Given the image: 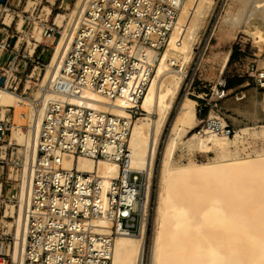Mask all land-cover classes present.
Instances as JSON below:
<instances>
[{"label": "built area", "instance_id": "1", "mask_svg": "<svg viewBox=\"0 0 264 264\" xmlns=\"http://www.w3.org/2000/svg\"><path fill=\"white\" fill-rule=\"evenodd\" d=\"M77 1L55 0L52 8L57 5V11H65L67 2L73 9ZM82 1L77 31L60 61L58 79L40 87L27 83V77L23 83L22 73L28 67L45 69L49 62L44 59L61 31L47 25L34 13L35 8L18 13L0 0L1 15L32 27L30 40L35 29L42 39L30 55L26 53L28 40L15 37L4 24L5 18L0 21V54L16 57L11 69L0 67V91L22 99L20 112L5 108L0 117V221L9 226L8 233H4L7 227L0 228V264H111L116 238L138 235L149 215L148 177L129 170L128 138L131 126L144 115L141 104L147 81L168 34L156 14L173 12L156 0ZM203 44L195 48L198 55ZM146 50L151 52L150 59ZM136 66L149 73L138 72L140 83H130ZM246 77L264 91L263 69L253 65ZM193 82L186 78L183 89L191 91ZM129 84L133 85L127 98L131 103L128 119L93 113L81 102L83 94L91 91L115 101ZM228 95L225 83H217L209 95L195 96L197 113L203 112L202 103L217 113ZM215 122H206L196 134H233L228 126L222 129ZM13 131L23 136L24 145L12 139ZM64 157L112 162L120 173L102 179L68 171L62 168ZM13 212L20 215L22 229L21 253L16 259L11 256L16 242Z\"/></svg>", "mask_w": 264, "mask_h": 264}, {"label": "bare ground", "instance_id": "2", "mask_svg": "<svg viewBox=\"0 0 264 264\" xmlns=\"http://www.w3.org/2000/svg\"><path fill=\"white\" fill-rule=\"evenodd\" d=\"M156 1L167 4L173 14L168 10H159L156 14L168 28V34L154 72L147 81L141 104L144 115L131 126L128 138V168L146 173L149 203L152 181L158 169L152 236L148 244V215L138 235L116 238L111 264H264V128L233 131V139L225 134L198 136L197 131L203 130L206 122L217 121L222 129L227 127V123L213 109L206 116V122L199 121L196 116L197 101L187 97L171 120L192 66L199 72L214 60V57L205 58L210 40L204 41L197 65L195 48L202 42L215 18L217 0ZM83 5L84 1L78 0L72 9L64 2L65 14L53 19V26L62 32L53 47L49 63L34 81L40 87L57 81L60 61L67 54L77 31ZM44 12L47 18L52 16L49 9ZM130 30L133 31V28ZM214 34L219 41L236 43L244 52L262 55L264 0H226L210 36ZM152 41L155 43V36ZM27 42L32 55L35 47L29 40ZM145 54L148 59L152 57L148 50ZM230 61L231 53L222 60L220 76L213 83V87L217 83H225L226 94H230V89L223 75L231 65ZM259 63L264 67V61ZM136 70L130 83H140L138 72L149 73L142 66H136ZM34 78L35 75H32L27 83ZM132 85L124 88L115 101L110 102L91 91L83 94L85 100L81 102L93 113L104 112L128 119L127 110L131 109V103L127 98ZM236 100L239 101L238 98ZM21 102L19 97L0 91V117L4 116L5 108H15L20 112ZM12 139L24 145V138L19 132L13 131ZM257 143H262L261 153L254 151ZM181 146L191 154L198 152L213 157L202 164L192 158L186 163L177 162L175 154ZM62 168L102 179H112L120 173V167L115 163H96L87 158L64 157ZM13 216L16 242L11 256L16 259L21 253L22 229L20 215L13 212ZM7 226L4 223L3 229Z\"/></svg>", "mask_w": 264, "mask_h": 264}, {"label": "rangeland", "instance_id": "3", "mask_svg": "<svg viewBox=\"0 0 264 264\" xmlns=\"http://www.w3.org/2000/svg\"><path fill=\"white\" fill-rule=\"evenodd\" d=\"M48 1V2H47ZM55 0H5L7 3V6L13 10L17 9V12H28L29 9L35 8L36 11L34 12L38 16L40 15L41 19H44L47 21V25H53V19L59 15V14H65L64 10L57 11L56 6H53ZM226 0H217V10L215 14L214 20L210 23L209 30L205 33V36L202 40V43L204 41L210 40V45L208 48V52L205 55L206 57L213 58L214 60L211 61L209 64L205 65L204 70H200L199 72L195 71L194 65L192 66V70L189 72L190 79L195 76L193 79V86L190 93H194L193 95H186L188 94V91L186 92V89H183L181 92V95L179 97L177 106L174 110L172 119L174 118L180 104L184 100V98H189L193 101H197L195 99V96L201 95V94H210L211 88L213 87V83H216L218 80V77L220 76V67L221 62L224 59L225 56L231 53V65H229L228 69L225 71L223 75V79L226 80L229 86V95L219 103L217 114L220 116L224 121L227 123V126L232 129L234 132H238L241 129H256L260 130L261 128H264V95L256 94L255 91L248 90L245 94V97L241 99L242 97H238L240 101L236 100V91H237V83H246L247 81L250 82L249 79L246 77V73L248 72V67L251 68L253 65L258 67V69H264V67L259 63L260 61H264V53L262 55H259L257 52H244L241 50L236 43H229L227 41H219V39L214 36H210L212 33V29L214 27L216 18L218 14L222 11V7L224 5ZM74 3V2H73ZM45 9H49L52 11V16L50 18L46 17V14L44 12ZM31 10L29 11V13ZM69 14V13H67ZM5 18L4 15H1L0 13V21ZM4 24L11 30L12 34L15 37L19 38H25V40H29L31 45L39 44L41 43L42 39L37 35L36 33L33 35V40H30V36L32 33V27H27V24H22L20 21L14 22V19H11V16H8L4 20ZM1 28V27H0ZM62 32V30L60 29ZM203 32L201 33L202 36ZM57 39L54 41V43L51 46L50 56L53 52V47L56 45ZM22 50H25V46H23ZM39 51V50H38ZM29 46L26 50V53H29ZM30 54V53H29ZM197 58H196V65L199 62L200 56L195 52ZM8 55H2L0 54V67H9L8 69H11L15 63H16V57H6ZM50 56L48 58L46 57L44 60L46 61L50 59ZM18 65L16 64V68ZM20 72L24 71L21 66H19ZM196 67V66H195ZM201 72V73H200ZM41 72L38 70L33 71L32 67H28L25 72L22 73L23 83L26 82V77L29 79L32 75H35L34 79H31L30 82L34 83L35 79H37L40 76ZM25 79V80H24ZM247 80V81H246ZM252 83V82H251ZM255 88V87H253ZM256 89V88H255ZM199 104V103H198ZM202 113H197L196 108V116L199 121H202L206 118V116L209 114L208 106H206L205 103H202ZM206 107H204V106ZM142 118V117H141ZM170 125L168 126L166 133H165V139L166 136L169 133ZM230 137L233 139V134ZM164 139V140H165ZM261 144L257 143L255 150L258 153H261ZM162 150V147H161ZM213 155L211 154H203L198 152H193L192 154L188 152V150L185 147H180L175 154V160L177 162L186 163L189 158H192L194 161L202 164L205 163L209 158H212ZM158 185V169L155 171V175L152 181V199L150 203V211H149V224H148V231H147V241L148 244L150 243L151 236H152V215H153V209H154V195L155 191ZM1 219V217H0ZM4 222V221H3ZM6 223V222H4ZM4 223L0 224V228H3ZM7 224V223H6ZM9 232V226L4 230V233ZM1 233V230H0ZM13 234V233H12Z\"/></svg>", "mask_w": 264, "mask_h": 264}, {"label": "crops", "instance_id": "4", "mask_svg": "<svg viewBox=\"0 0 264 264\" xmlns=\"http://www.w3.org/2000/svg\"><path fill=\"white\" fill-rule=\"evenodd\" d=\"M247 81V80H246ZM237 91H236V99L240 96L243 99L245 94L248 93V90L255 91L256 94L264 95V91H260L258 89L253 88L251 81H247L246 83H237ZM240 99V100H241ZM239 100V101H240Z\"/></svg>", "mask_w": 264, "mask_h": 264}]
</instances>
